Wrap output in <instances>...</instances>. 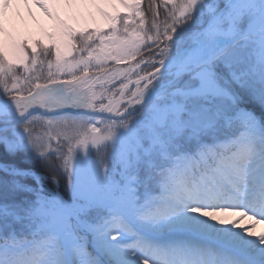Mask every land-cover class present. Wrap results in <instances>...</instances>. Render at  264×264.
<instances>
[{"label": "snow or ice", "instance_id": "snow-or-ice-1", "mask_svg": "<svg viewBox=\"0 0 264 264\" xmlns=\"http://www.w3.org/2000/svg\"><path fill=\"white\" fill-rule=\"evenodd\" d=\"M116 3L0 41V264H264V0Z\"/></svg>", "mask_w": 264, "mask_h": 264}, {"label": "rangeland", "instance_id": "rangeland-1", "mask_svg": "<svg viewBox=\"0 0 264 264\" xmlns=\"http://www.w3.org/2000/svg\"><path fill=\"white\" fill-rule=\"evenodd\" d=\"M47 4L48 12L38 7L34 0H11L10 14L20 20L14 21L4 15L3 19L7 31L12 35V41L27 42L31 48L36 41L47 45L52 42L61 43L64 51L66 37H61L60 33L63 28L68 27L75 32L94 30L97 28L106 29L107 22L103 13L115 14L116 12L124 13L127 9L122 8L116 0H78L79 9L72 6L71 0H44ZM2 3V0H0ZM64 3V4H63ZM3 35L0 34V41H3ZM49 35L54 37L53 41L49 40ZM49 58H53L50 56ZM55 71V68H53ZM60 81H69L70 75H59ZM45 80L39 83H45ZM65 87H76V84L64 85ZM264 226H258V230Z\"/></svg>", "mask_w": 264, "mask_h": 264}, {"label": "bare ground", "instance_id": "bare-ground-1", "mask_svg": "<svg viewBox=\"0 0 264 264\" xmlns=\"http://www.w3.org/2000/svg\"><path fill=\"white\" fill-rule=\"evenodd\" d=\"M78 0H71V3H72V6L71 7H74V8H76V9H79V3L77 2ZM64 4V3H63ZM5 15L6 16H8V17H10L11 19H13L14 21H18V20H20L19 18H14V16H12L11 14H10V8L9 7H7V9H5ZM12 33L10 32V31H7L6 33H4V35H3V40H4V42H7L9 45H11V43H12Z\"/></svg>", "mask_w": 264, "mask_h": 264}, {"label": "trees", "instance_id": "trees-1", "mask_svg": "<svg viewBox=\"0 0 264 264\" xmlns=\"http://www.w3.org/2000/svg\"><path fill=\"white\" fill-rule=\"evenodd\" d=\"M147 4V0H145V6ZM163 17V10H161V18ZM150 18V17H149Z\"/></svg>", "mask_w": 264, "mask_h": 264}]
</instances>
